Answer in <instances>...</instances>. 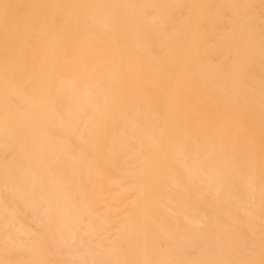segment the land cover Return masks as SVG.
Wrapping results in <instances>:
<instances>
[{"label":"bare ground","instance_id":"obj_1","mask_svg":"<svg viewBox=\"0 0 264 264\" xmlns=\"http://www.w3.org/2000/svg\"><path fill=\"white\" fill-rule=\"evenodd\" d=\"M0 264H264V0H0Z\"/></svg>","mask_w":264,"mask_h":264}]
</instances>
